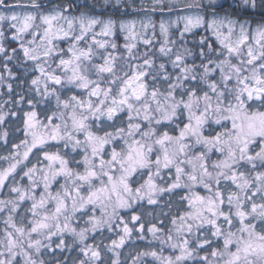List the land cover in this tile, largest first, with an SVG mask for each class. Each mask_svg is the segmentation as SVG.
Listing matches in <instances>:
<instances>
[{
	"label": "snow or ice",
	"instance_id": "1",
	"mask_svg": "<svg viewBox=\"0 0 264 264\" xmlns=\"http://www.w3.org/2000/svg\"><path fill=\"white\" fill-rule=\"evenodd\" d=\"M0 149V264H264V0H0Z\"/></svg>",
	"mask_w": 264,
	"mask_h": 264
},
{
	"label": "trees",
	"instance_id": "2",
	"mask_svg": "<svg viewBox=\"0 0 264 264\" xmlns=\"http://www.w3.org/2000/svg\"><path fill=\"white\" fill-rule=\"evenodd\" d=\"M233 0H223L222 1V5L224 6V9L225 10H227V9H229L233 4H231V2H232ZM234 1H236V0H234ZM258 18V17H257ZM3 150L2 149H0V152H2ZM0 163H3V162H0Z\"/></svg>",
	"mask_w": 264,
	"mask_h": 264
},
{
	"label": "rangeland",
	"instance_id": "3",
	"mask_svg": "<svg viewBox=\"0 0 264 264\" xmlns=\"http://www.w3.org/2000/svg\"><path fill=\"white\" fill-rule=\"evenodd\" d=\"M81 1H83V0H81ZM222 1H223V0H219V2H220L221 4H222ZM235 2H236V1L233 0V1L231 2V4H234Z\"/></svg>",
	"mask_w": 264,
	"mask_h": 264
},
{
	"label": "flooded vegetation",
	"instance_id": "4",
	"mask_svg": "<svg viewBox=\"0 0 264 264\" xmlns=\"http://www.w3.org/2000/svg\"><path fill=\"white\" fill-rule=\"evenodd\" d=\"M81 2H83V1H81Z\"/></svg>",
	"mask_w": 264,
	"mask_h": 264
}]
</instances>
